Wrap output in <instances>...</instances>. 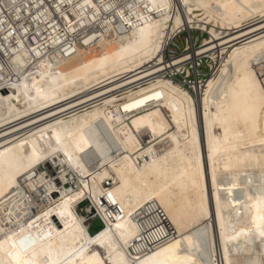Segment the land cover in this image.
<instances>
[{
	"label": "bare ground",
	"instance_id": "1",
	"mask_svg": "<svg viewBox=\"0 0 264 264\" xmlns=\"http://www.w3.org/2000/svg\"><path fill=\"white\" fill-rule=\"evenodd\" d=\"M145 1L0 0L52 33L0 28V264H264V0ZM194 57L195 96L163 75ZM156 206L172 234L143 252Z\"/></svg>",
	"mask_w": 264,
	"mask_h": 264
},
{
	"label": "built area",
	"instance_id": "2",
	"mask_svg": "<svg viewBox=\"0 0 264 264\" xmlns=\"http://www.w3.org/2000/svg\"><path fill=\"white\" fill-rule=\"evenodd\" d=\"M46 2L51 8H54V3L51 4V1L53 0H42ZM104 3L112 4V9L109 11V13H113V8H118L122 14L127 16L133 15V14H140L146 13V5H148V2L145 0H100ZM40 7L45 8V5L40 4ZM36 9V8H35ZM34 9V10H35ZM32 10L30 13H27L25 9H21L18 11L19 16L17 15V12L15 11L13 15L6 16L1 15L0 17V28L4 26L5 29L14 31H19L21 36L24 40L29 41L34 44L35 39L38 38L40 41L48 40V38L52 35V33H49L48 30H38L37 28L39 25H41V22L35 17L36 14ZM23 13V14H22ZM116 17L115 12L113 13ZM112 15V14H110ZM53 18V19H52ZM112 18V17H111ZM52 21H48L46 23V29L50 28V26L56 25V22H60L59 17H51ZM113 20V19H112ZM113 22V21H112ZM44 25V23H42ZM13 25V26H12ZM14 27V28H13ZM3 28V29H4ZM92 30H99L100 28H91ZM185 32L181 31L176 33L173 36V39L169 41L168 45L163 50V59L168 60L174 56L176 53V50H179V45L174 41V38L178 37L180 33ZM61 33V32H60ZM191 33L193 35V39L195 40V45L198 46L201 43L197 41V37L200 35H206L205 32H202L199 29H193L191 30ZM202 39V38H201ZM185 46L182 49V53L189 52V48L187 49V43L186 40ZM69 43L64 44L65 47L68 46ZM217 68V62L207 60L203 57H194L192 60H185L181 61L178 68L176 70H173L171 73L165 72L163 75L171 78L173 81L179 82L184 88H186L192 95H196V92L199 91L201 88L205 86V80L208 78L212 73L215 72ZM261 81L264 85V73L261 76ZM193 85L195 87H193ZM196 91V92H195ZM142 211V209H140ZM146 210V208L143 209V211ZM154 215L153 213L144 214L146 218H149L151 221V225L148 228H144L142 222L139 220L138 225L142 226V229L139 230L138 236L133 243L136 244V246H139L141 244L143 248H140L143 250V252H146L150 249H152L155 245H159L163 241L170 238V234H172V230L170 229V232H167L165 235H159L154 236L155 230L159 232V229L154 228H165V225L167 224V220L165 219V215L161 208L155 207L154 209ZM138 219H141L139 217ZM169 227V226H168Z\"/></svg>",
	"mask_w": 264,
	"mask_h": 264
},
{
	"label": "rangeland",
	"instance_id": "3",
	"mask_svg": "<svg viewBox=\"0 0 264 264\" xmlns=\"http://www.w3.org/2000/svg\"><path fill=\"white\" fill-rule=\"evenodd\" d=\"M187 37H188V35L185 32H182V33H180V35L178 37L174 38V41L179 45V50H176L175 55H179L180 53L184 52V51H182V49L185 46V42L184 41L186 40ZM202 37H204V36L200 35L199 37H197V41L200 42ZM64 185H65L64 188L65 187L68 188L71 185L73 186V183L69 181V182H66ZM83 204H85V203H83ZM83 204L81 205V207L79 206V212L80 211L85 212L84 211L85 206ZM86 220H87L86 221L87 223L90 222V218L89 217H87ZM95 253H97V258L101 259V263L100 264H106V260L104 259L105 255H104L103 250L100 249V248L91 246V245L88 246V255L89 256H95Z\"/></svg>",
	"mask_w": 264,
	"mask_h": 264
}]
</instances>
